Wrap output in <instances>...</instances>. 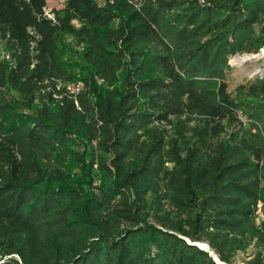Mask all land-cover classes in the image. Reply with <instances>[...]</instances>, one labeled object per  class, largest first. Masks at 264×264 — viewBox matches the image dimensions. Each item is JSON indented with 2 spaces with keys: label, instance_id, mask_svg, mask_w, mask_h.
<instances>
[{
  "label": "trees",
  "instance_id": "obj_1",
  "mask_svg": "<svg viewBox=\"0 0 264 264\" xmlns=\"http://www.w3.org/2000/svg\"><path fill=\"white\" fill-rule=\"evenodd\" d=\"M47 4L0 0V264H264V0Z\"/></svg>",
  "mask_w": 264,
  "mask_h": 264
},
{
  "label": "rangeland",
  "instance_id": "obj_2",
  "mask_svg": "<svg viewBox=\"0 0 264 264\" xmlns=\"http://www.w3.org/2000/svg\"><path fill=\"white\" fill-rule=\"evenodd\" d=\"M101 4H114L117 0H98ZM127 1L129 4L138 6L139 0H122V2ZM66 4V0H48L46 11L50 14L54 15V12L63 8ZM70 38V37H69ZM2 49V55L7 58L11 59V49L7 46V44L2 43L1 44ZM244 54H257V57H254L253 59H249L246 61H243L242 64H233V69L229 72L227 77V83H228V91L231 94L232 97H237L239 95V87L241 84L248 81V79L256 78L257 76L264 75V48H262L257 53H244ZM241 55V54H240ZM239 55V56H240ZM256 71V73H254ZM66 86L68 89L72 90L73 92H79L83 86L84 81L82 80V77H80V74L78 73V77L75 81H60L58 85ZM175 121V118H173ZM165 127L169 129L170 133L172 135H175V129L172 127L171 124H165ZM261 217L258 219V223L260 222ZM201 245L205 246L207 250H209L207 247H210L209 244H203ZM256 251V247L252 245L248 251L246 252H239L235 259L233 264H248V260L254 255V252ZM214 252V253H213ZM211 254L218 258L215 251L212 250ZM1 258V257H0ZM5 259H0V261H4Z\"/></svg>",
  "mask_w": 264,
  "mask_h": 264
},
{
  "label": "bare ground",
  "instance_id": "obj_3",
  "mask_svg": "<svg viewBox=\"0 0 264 264\" xmlns=\"http://www.w3.org/2000/svg\"><path fill=\"white\" fill-rule=\"evenodd\" d=\"M257 56H258L257 54H241L240 56L239 55H235V56L231 57L230 62L233 63V64H242L243 61H246V60H249V59H253L254 57H257ZM254 73H256V71ZM203 244H206V243H203ZM207 248L210 251H212L210 247H207Z\"/></svg>",
  "mask_w": 264,
  "mask_h": 264
},
{
  "label": "water",
  "instance_id": "obj_4",
  "mask_svg": "<svg viewBox=\"0 0 264 264\" xmlns=\"http://www.w3.org/2000/svg\"><path fill=\"white\" fill-rule=\"evenodd\" d=\"M200 243H202V242H195L194 244H196V245H198L199 247H201V248L207 250L206 247L203 246V245H201ZM216 259H217V258H216ZM218 261H219V260H218Z\"/></svg>",
  "mask_w": 264,
  "mask_h": 264
},
{
  "label": "built area",
  "instance_id": "obj_5",
  "mask_svg": "<svg viewBox=\"0 0 264 264\" xmlns=\"http://www.w3.org/2000/svg\"><path fill=\"white\" fill-rule=\"evenodd\" d=\"M46 14H47L49 17H51V18H53V17H54V15H53V14H50V13H48L47 11H46Z\"/></svg>",
  "mask_w": 264,
  "mask_h": 264
}]
</instances>
